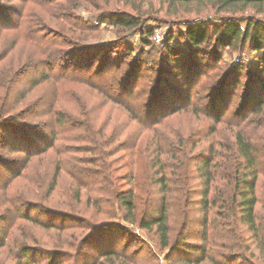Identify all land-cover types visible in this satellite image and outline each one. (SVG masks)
Here are the masks:
<instances>
[{
    "label": "rangeland",
    "instance_id": "1",
    "mask_svg": "<svg viewBox=\"0 0 264 264\" xmlns=\"http://www.w3.org/2000/svg\"><path fill=\"white\" fill-rule=\"evenodd\" d=\"M0 2L8 5L11 8L10 11L16 12L15 14H26L29 21L43 24L49 31L60 35L57 46L59 49L67 48L68 45L64 43V39L79 43L75 37L76 33L70 30L65 22L69 23L70 20L80 18L97 26L93 33L90 31L91 33L86 35L82 41L83 44L88 46L105 44L112 47L113 51L109 54L110 59L116 62L125 57L126 64L121 68L129 69L130 72L136 68L133 67V64L138 62L136 58L148 60L149 65L143 64L139 79L135 83L137 90H140L147 82V79L144 80L145 75L149 74L146 67L159 63L158 51L154 46L161 47L168 31L172 30L176 35L177 31L184 30V21L174 23L170 21L171 18L165 17L162 13L150 14L151 19L145 20V24H153L154 29L161 32L163 40L157 43L151 36L149 40L152 46L148 47L140 44L137 31L122 33L115 26L101 21L102 11L112 8L125 9L121 2L115 3L109 0L106 4L104 0H56L57 4L54 5L47 4V0H0ZM156 8L152 9L153 13ZM50 14L54 15L53 22L48 20ZM254 15L262 22L264 21V14H252V12L239 14L237 17L238 20H243ZM157 16L159 18L153 21ZM190 18L194 19L192 22L197 20L222 22L216 14L203 13L199 16H190ZM54 22H56L55 26ZM241 26H244V22ZM26 36L24 30L14 32L0 28V118L19 113L17 115L19 122L32 124L40 129L42 134L48 132L49 135V132L58 129L53 123L50 112L47 111V101L52 94L59 98V102L69 104L75 103L72 99L74 98L78 102V108L73 110L70 106L56 104V108L60 107L64 113L70 115L68 121L74 125L59 133L56 139L53 138L54 142L50 139L53 147L47 148L45 153L39 154L38 157H33L31 159L34 160L33 162L30 161L22 166L23 155L20 153L6 154L0 151V154L6 156L2 160L4 167L0 166V178L2 179L0 186L2 182L13 179L8 168L19 169L22 166L19 169L20 176L9 180V190L12 191L9 192L11 193L10 204L0 207V238L6 237L5 240H9L8 247L14 249L15 242L27 243L33 248L29 262L46 264V252H51L50 254L55 256L51 250H54V245L57 244L56 241L60 235L56 229H44L40 225L35 226L21 219L22 214L29 213L38 220L53 222L57 225L74 224L77 226L75 227L77 231L82 232L81 236L88 230L82 225L114 221L110 225L116 229H112L114 231L111 233L117 239L115 248L124 252L131 261L136 260V264H168V260L172 261L171 258L181 256L176 253L170 259H165V256L171 255L169 247L161 248L158 245V237L153 230L149 232L139 227L138 224L123 220L121 217L125 211L122 204L115 200L112 192L125 193L128 189L134 191L137 198L134 213L136 218H140L149 208L158 207L162 197L161 183H165L168 187L166 204L171 229L169 230L170 240L175 238L177 231L182 227L184 213L189 214L193 220L188 228L201 230L202 227L198 223L204 216L201 197L205 188V178L200 177L196 162L200 158L209 159L208 170L213 177L207 187V202L210 204L214 198V204H218L219 198L230 185L231 181L227 177L234 172L231 165L233 155H230L234 148V132L242 131L253 138V122L256 124L259 119L261 123L264 113L261 116L243 107L235 116L234 109L231 108L227 112L229 116L220 123H215L208 114L192 115L186 107L173 113H162L160 116L163 122L154 127L164 133L165 139L161 138L164 140L162 141L164 146H160L164 152L156 151L157 149L150 141L149 152L146 153L144 142L149 132L143 131L140 125L143 123L138 124L119 104L108 102L92 88L78 86L73 82L58 78L66 77L67 79H78V81L83 78L87 79V81L83 80L84 82L88 80L92 82L99 78L94 74L93 68L80 70L74 66L66 68L57 64L47 65L55 59L53 57L55 52L52 51L51 56H46L43 52L39 53L34 44L30 42V38ZM178 41L181 45L182 41ZM126 45L133 48L131 55L125 54ZM58 62L66 64L67 61L60 58ZM257 62V53L248 46L242 50L224 48L220 51L216 64L217 70L213 71L215 74L220 76L224 71L237 66L243 67L239 78V95L236 96V104L242 102ZM51 66L53 69H50ZM93 67L95 68V65ZM44 68L50 72V77L27 91V82L33 74L40 76ZM202 82L209 83V78ZM66 91L68 94L65 95ZM117 94L123 95L121 92ZM3 104L6 105L3 107L6 108L4 112H2L4 109H1ZM93 105L97 107L91 112L90 108ZM80 112L88 115L78 116ZM84 119H87L89 128L85 125L81 126ZM140 119L143 122L147 120L143 116H140ZM236 122L237 126L234 125ZM88 129L96 132L101 130L105 134L113 133L110 144L104 145L101 142L100 150L97 149L91 140L88 142L85 139L89 136ZM254 134L262 135L263 132L258 129L254 131ZM157 139L156 135L153 141ZM133 143L135 147L131 155L128 147ZM259 143L264 146V140ZM152 149H154L153 153H151ZM166 150L168 151L165 153ZM66 157L70 160L67 161ZM150 157H153L152 161L149 160ZM225 158H228L227 164H225ZM77 161L83 162L79 167L85 168V171L77 169ZM103 162H106L109 168L107 164L103 165ZM6 166L9 167L6 168ZM161 174H164V180L160 179ZM103 178H108L112 185H108L109 183L103 181ZM260 181H264V177H260ZM27 183L28 185L32 183V188H29ZM51 185L53 189H50ZM25 186L27 187L26 192L23 189ZM214 210L215 208H211L212 212ZM220 212L222 214L223 210ZM240 228L247 249L244 250L242 242L238 240L240 248L231 250V253L236 256L235 260L230 261V256H226L228 261L224 263L264 264V253H258L246 225ZM101 240L94 241L93 239L86 243L79 253L80 261L79 259L76 261L75 251H67L68 253L58 254L56 262L58 264L96 263L102 259L99 254L100 250L108 244L107 240L104 244ZM198 244H202V241L196 236L191 237L188 240L189 252L184 257L196 258L199 255ZM219 250L224 255L231 254L227 248H219ZM15 258L14 255L0 254V264H18ZM114 264L119 263L116 260ZM201 264L208 263L204 261Z\"/></svg>",
    "mask_w": 264,
    "mask_h": 264
},
{
    "label": "trees",
    "instance_id": "2",
    "mask_svg": "<svg viewBox=\"0 0 264 264\" xmlns=\"http://www.w3.org/2000/svg\"><path fill=\"white\" fill-rule=\"evenodd\" d=\"M104 1L107 4L109 0ZM111 1L121 2L125 9L112 8L102 11L101 21L115 26L122 33L137 31L142 46H152L149 39L155 29L153 24H145V20L151 19L150 14L162 13L165 17L171 18L170 21L174 23L184 21L183 31H177L176 35L172 30L168 31L161 47L154 46L158 51L159 63L146 67L149 74L145 75L144 80L147 79V82L140 90H137L135 83L139 79L143 64L149 65L148 60L136 58L138 62L133 64V67L136 68L130 72L129 69L121 68L122 65L126 64L125 57L116 62L110 59L109 54L113 51L112 47L105 44L99 46L83 44L82 41L86 35L91 33L90 31L93 33L97 28V26L89 24L88 21L78 18L74 21L70 20L69 23L65 22V24H68L67 27L76 33L75 37L79 40V43H72L64 39V43L68 46L59 49L57 46L59 45L60 35L58 36L49 31L43 24L29 21L26 14H15L16 12L10 11L11 8L8 5L0 2V28L2 30H13L14 32L24 30V35L30 38L31 41H29L34 44L39 53L42 54L43 52L46 56H51V52H55L53 56L55 59L47 65L57 64L66 68L74 66L80 70H91L93 68L94 74L99 78L92 82L90 80L84 82L83 80L87 81V79L83 78L79 81L78 79H67L66 77L58 78L73 82L78 86L92 88V90L105 97L108 102L119 104L138 124L143 123L140 124L143 131L149 132L144 142L146 153L149 152L151 144L157 149L156 151L164 152L160 148V146H164L162 142L164 140L161 139H165L164 133L154 127L163 122L160 116L162 113H173L186 107L189 108L192 115H210L209 118H213L215 123L225 121L229 116L227 112L231 108L234 109L235 116L243 107L252 110L255 114L261 115L264 113V21L262 22L255 15L246 17L243 20H238L237 17L239 14L250 12L252 14H264V0ZM47 4L54 5L57 2L56 0H47ZM154 7H157L155 13L152 12ZM203 13L216 14L222 22L199 20L192 22L194 19L190 16H199ZM53 16L48 15V20L53 22ZM57 18L59 19V17ZM157 18L159 16L154 18L153 21ZM242 22H244V26L241 29ZM55 23H53L54 26ZM178 40L182 41L181 45ZM245 46L257 53L258 62L254 68V73L251 74V82L246 87V94L242 102L236 104V96L239 95V78L243 67L237 66L224 71L220 76L213 71L217 70L216 64L222 49L242 50ZM125 49V54H132L133 48L131 46L126 45ZM60 58L67 61L66 64L58 62ZM50 69H53V66ZM49 75L50 72L46 68L40 72V76L33 74L27 82V91L40 81H46L50 77ZM206 78H209V83L202 82ZM120 92L123 95L117 94ZM66 94H68L67 91ZM72 99L75 103L59 102V98L52 94L47 101V111L50 112L53 123L58 127V129L49 132V135L48 132L42 134L41 130L32 124L19 122L17 119L19 113L1 117L0 151L6 154L20 153L23 155L22 166L32 161L33 157L45 153L47 148L53 147V138L56 139L59 133L74 125L69 123L70 115L68 113H64L60 107L56 108V104L59 103L70 106L73 110L77 109L78 102L74 98ZM190 101L192 102L189 104ZM4 106L6 105L3 104L1 109H4ZM96 107V105H93L90 111L92 112ZM77 115L82 117L88 114L80 112ZM139 115L145 117L146 122L141 121ZM87 119H84L81 126L85 125L89 128ZM236 124L238 123H234L235 126H237ZM259 126L261 127L258 128ZM76 127H78L77 124ZM258 129L263 132L262 135L254 134V131ZM88 130L89 136L85 139L88 142L91 140L97 149L100 150L101 142L104 145L110 144L113 133L105 134L101 130L97 132L92 129ZM156 135L158 139L153 141L156 139ZM96 136L98 138H95ZM50 139H52V143ZM262 140H264V118L261 123L259 119L256 124L253 122V138L242 131L234 132V148L230 154L233 155L231 165L234 172L227 177L231 182L226 192L219 198L218 204H214V198L210 204L207 202V187L213 177L208 170L209 159L200 158L196 162L200 177L205 178V188L201 197V208L204 216L198 223L202 227L201 230L188 228L193 220H191L189 214L184 213L182 227L177 231L175 238L170 240L169 230L171 229L166 204L168 187L161 182L162 197L160 204L158 207L149 208L140 218H136L134 213L137 205L134 191L128 189L125 190V193L112 192L115 200L122 204L125 211L121 218L131 224H138L139 227L149 232L153 230L158 237V245L161 248L169 247L171 255L165 256V259H170L176 253L181 255L171 258L172 261L168 260V264H201L204 261L208 264H225L224 261H228L225 258L226 256H230V261H234L236 256L231 253V250L240 248L238 240L242 242L243 249H247L240 228L243 225H246L247 231L251 233L253 245H255L258 253H264V181H260V177H264V146L259 143ZM150 141L151 144H149ZM134 147V143L128 147V150L129 148L131 150V155L134 153ZM153 152L154 149L151 150V153ZM4 157H6L4 154H0V166L4 165L2 162ZM227 159L225 158V164H227ZM66 160L69 161L70 158L66 157ZM149 160L152 161L153 157H150ZM82 163L77 161L79 171H85V168L79 167ZM102 164L106 165L107 163L103 162ZM8 167L6 166V168ZM73 168L76 169L75 166ZM8 169L13 179L20 176L18 168ZM164 177V174H161L160 179L164 180ZM9 180L2 182L0 186V207H4L11 202V193L9 192L12 191L9 190ZM103 181L109 183L108 185H112L108 178H103ZM31 185L32 183L29 185L27 183L29 188H32ZM23 189H25V192L27 191L26 186ZM50 189H53V185L50 186ZM257 205L258 208H256ZM211 208H215L214 212L211 211ZM222 210L223 213L221 214L220 211ZM20 217L29 221L32 225H40L44 229H56L59 233L57 244L54 245V250H51L55 256L51 255V252H46V264H58L56 262L57 255L68 253L67 251H75L76 261H78L79 253L84 245L93 239L94 241L102 239L103 244L105 240L108 241L107 246L99 252L102 259L93 264H114L116 260L119 264H136V260L131 261L124 252L115 248L117 239L111 234L114 231L112 229L115 228L110 225L114 221L82 225L85 226L84 229L88 230L81 236L82 232H78L75 228L77 226L74 224L67 226L64 223L57 225L53 222H43L29 215V213L22 214ZM193 236L202 241V244L197 246L199 255L196 258L184 257L189 252L188 240ZM5 239L6 237L0 238V254L14 255L18 264H39L33 261L29 262L33 248L28 246L27 243L15 242L14 249L8 247L9 240L6 241ZM209 244L210 246H208ZM219 248H227L231 254L224 255Z\"/></svg>",
    "mask_w": 264,
    "mask_h": 264
},
{
    "label": "built area",
    "instance_id": "3",
    "mask_svg": "<svg viewBox=\"0 0 264 264\" xmlns=\"http://www.w3.org/2000/svg\"><path fill=\"white\" fill-rule=\"evenodd\" d=\"M241 29H242V26H241ZM162 38H163V37H162V34H161L160 31L155 30V31L153 32V35H152V39H153V41H155V42H157V43H161L162 40H163Z\"/></svg>",
    "mask_w": 264,
    "mask_h": 264
}]
</instances>
